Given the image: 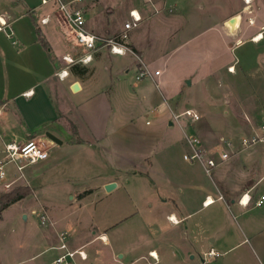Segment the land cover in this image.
<instances>
[{
	"label": "rangeland",
	"instance_id": "1",
	"mask_svg": "<svg viewBox=\"0 0 264 264\" xmlns=\"http://www.w3.org/2000/svg\"><path fill=\"white\" fill-rule=\"evenodd\" d=\"M133 7L142 12L144 20L130 33L126 54L117 57L107 47L99 48L82 79L88 83L101 79L105 75L103 61L112 70L132 64L136 68L119 76L117 88L125 85L129 91H137L138 96L140 83L150 90L163 91L165 95L169 91L170 96L174 93L173 99H188L181 102L182 106L195 105L197 112L194 111L200 120L193 121L186 115L176 119L174 114H181L179 110L171 113L164 105L148 101L143 103V112L140 107L134 108L135 113H141L134 128L128 129L136 131L120 151L118 174L110 168L99 167L93 157L94 151L81 146L65 145L61 149L54 146L45 161L38 164L23 161L25 166L18 173L24 175L33 191L29 193L31 188L27 190L25 183L6 186L10 192L17 190L16 193L24 197L0 214V264H50L56 256L51 247L56 245L57 234L61 231L70 233L72 247H85L89 255L86 264H234L235 253L238 255L249 246L242 243L235 252L224 253L226 245L246 239L241 231L242 217L229 196L238 195L243 186L241 140L250 130L229 129L231 121L223 115L226 107L214 101L213 91L220 98L242 105L244 95L255 102L256 109L261 108L264 86L260 84H264V72L256 70L253 58L247 56L246 49L251 47L226 53L215 43L219 48H216L217 56H213L206 54L210 49L202 47L210 42L208 34L187 45L178 43L222 18L239 16L241 19L240 13L245 20L248 16H264V0H252L249 7L244 0H84L88 15L86 29L104 40L115 38L122 32ZM43 9L52 14L51 5ZM50 27L49 34L47 30L45 33L49 35L55 54L62 57L70 48L55 20ZM175 45L179 50L166 65L164 58L159 57L171 52ZM195 45L199 52L205 50L202 55L192 53ZM214 57L222 70L218 78L207 79L203 88L195 84L189 86L185 78L191 76L197 66L195 60ZM225 59L238 60L237 74L231 75L227 72L230 69L221 67L219 62ZM145 70L148 75L143 81H136V75ZM156 70L162 72L161 77L155 75ZM151 74L156 83L161 80L158 87L152 82ZM182 81L186 86L175 93ZM228 82L235 88L228 89ZM55 97L58 99V95ZM61 103L63 106L70 104V107L74 104L64 97ZM67 115L66 118L62 114L60 118L68 129ZM13 117L11 111L6 112L1 123L10 122L9 129L21 130ZM169 121H173L174 126H168ZM1 126L0 133L3 132ZM192 136L200 140L207 155L216 154L219 159V153L225 149L229 159L210 174L199 161L185 160L184 154L189 152L187 144L190 146L188 140ZM6 137L14 140L11 134ZM260 146L257 144V148ZM145 153L148 162L143 160ZM216 174L222 177L216 183L217 188L227 195L228 203L218 199L214 205L203 207L202 201L208 193L218 197ZM115 176L118 187L108 192L105 181ZM1 181L0 178V190H4ZM179 201L185 206L178 208ZM171 212L178 217L177 223L170 220ZM103 236L107 240H102ZM211 249L218 255L208 256ZM152 250L157 254L156 259L150 254ZM253 254L256 257V253Z\"/></svg>",
	"mask_w": 264,
	"mask_h": 264
},
{
	"label": "crops",
	"instance_id": "2",
	"mask_svg": "<svg viewBox=\"0 0 264 264\" xmlns=\"http://www.w3.org/2000/svg\"><path fill=\"white\" fill-rule=\"evenodd\" d=\"M47 5L52 6V14L45 13L43 6ZM134 8L136 7L130 10ZM55 12L56 9L51 3L43 5L41 0H0V17L9 22V29L12 34L9 37L0 32V124L3 131L0 133V159L3 156L2 152L6 143L24 144L30 139H36L43 142L49 152V156L41 161L49 159L50 151L54 146L60 149L65 145L81 146L94 151L93 157L99 167L105 170L110 168L112 172L116 171L118 174L121 166L120 151L125 149L126 142L136 131L128 129L134 128L138 114L141 111L143 112L144 102L162 104L171 113H176L178 110L182 113L186 109L196 111L195 105L182 106L181 102L188 99H173L174 93L170 96L171 92L169 93L166 90L165 95L163 91L150 90L149 86L144 83L139 84L141 90L139 96L137 91H129L125 85H120L117 88L116 86L120 83L119 76L136 68L132 64L112 70L103 61L101 66L105 75L101 79L91 80L89 83L84 81L83 77L73 75L71 69L67 78L61 79L58 73L65 68L66 63L63 61V57L70 53L71 47L67 44L63 34L70 50L59 57L55 54L49 41L50 25L54 20L58 23ZM240 14L241 19L235 29L228 25L231 18H222L206 27L201 33L198 31L193 35H189L187 39L178 44L187 45L193 43L194 39L208 34L210 42L207 46L201 45L207 50H211L206 53L208 55L217 56L216 48L219 47L215 43H218L221 50L226 51V53L251 47L248 50L246 49L247 56L250 55L253 58L256 70L264 72V29H262L264 28V16L262 14L248 16L246 17L248 19L245 20L243 13ZM46 16H50L51 20L47 24H42L41 19ZM86 16L88 19L87 12ZM250 18L254 20V25L249 23ZM46 30L48 34L45 33ZM258 35L262 36L260 40L255 41L252 39ZM177 45L173 47L174 49H171V52L169 51L170 53L168 52L159 57L164 58L165 64L179 50ZM191 51L202 55L205 50L202 49V52H199L195 45L192 46ZM114 56L121 57L119 55ZM202 59L195 60L197 66L193 69L190 78L188 77L190 81L185 78L189 86L195 84L203 88L207 79L218 78L222 73V70L215 63L217 61L215 57L213 59ZM228 60L220 61L221 67L233 68L234 70H228L227 72L231 75L237 74L236 68L238 71V65L236 63L238 60L236 59L233 62ZM241 70L245 73L242 66ZM157 71L159 74H156ZM154 73L157 77L162 76V72L159 70ZM151 77L152 82L158 87L161 80L158 81V84L152 74ZM74 84L79 86L77 91L73 90ZM260 85L261 87L264 86V84ZM165 86H167L166 83ZM185 86V81H182L179 85L180 89L178 88L175 93L181 92L180 90ZM229 88L234 89L235 85L231 82V84H228ZM213 92H215L213 94L214 101L226 107L223 115L231 121L229 129L250 130V134L258 129L259 123L263 119L261 110L264 105L256 109L255 102L247 100L244 95L243 105L238 101L232 103L230 99L220 98L216 91ZM56 95H58V99L55 97ZM62 97L64 99L68 98V102L72 100L74 102L73 106L70 107V104L61 105ZM138 99L140 102H138ZM136 103H140L139 106ZM62 107L66 108V112L62 110ZM137 107H140L141 111L139 113H135L134 108ZM212 107L215 108L214 105ZM9 111L13 113V118L21 126V130L9 129L8 123L10 122L3 121L1 123V118ZM62 114L63 117L68 116L70 124L68 129L61 123L60 116ZM148 123L146 121V124ZM177 124L182 128L181 122L178 121ZM121 126L124 127L123 130L119 129ZM168 126H174V122L169 121ZM8 134H11L14 140L8 139L6 137ZM261 146L259 148H257V145L248 148L243 147V186L240 187L241 192L238 195L229 196L231 204L238 207V212L242 217L241 231L244 232L246 239L237 244L226 245L224 253L235 252L242 243L249 244V246L243 248V251H239L238 255L235 253L234 264H264V202L260 205L257 204L259 198L264 194V147ZM187 150L189 151L187 153L191 152L188 144ZM148 158L145 153L143 160L148 162ZM149 163L151 164L150 161ZM122 166L124 165L122 164ZM5 171L6 176L2 181H7L6 183L1 181L5 189L0 190V195L9 192L6 186L14 183H25V186L30 187L33 191V187L26 181L24 175L18 173L15 165L9 164L6 166ZM216 175L218 176L217 179L220 178L219 174ZM217 179L215 180V192L218 197L215 198L213 193H208L202 201L203 207L214 205L218 199L225 200L227 198V195L218 190L216 185L222 177L220 180ZM112 182L116 184L115 188H117L118 177L115 176L105 181V185ZM242 199L243 201L248 199L246 206L241 203ZM209 200H212L211 204L205 202ZM225 202L228 203L226 200ZM176 206L179 208V206H185V204L179 201ZM170 214L177 221L176 214L173 212ZM182 219L183 217L179 220ZM248 237L252 238L253 241H248ZM151 252L155 251L152 250ZM254 252L256 257L253 254Z\"/></svg>",
	"mask_w": 264,
	"mask_h": 264
},
{
	"label": "built area",
	"instance_id": "3",
	"mask_svg": "<svg viewBox=\"0 0 264 264\" xmlns=\"http://www.w3.org/2000/svg\"><path fill=\"white\" fill-rule=\"evenodd\" d=\"M244 1L247 5L252 2V0ZM41 3L43 5L51 3L55 7V18L61 27L67 44L71 47L70 53L63 57L66 66L58 73L61 79H64L69 75L71 67L75 65L88 66L92 63L94 60V54L101 47H107L109 52L113 55H125L130 33L138 28L143 21V15L141 12L134 8L130 10L129 19L124 23L122 32L115 38L104 40L86 29L87 16L84 8V0H41ZM50 20V16H46L41 19V23L47 24ZM249 23L254 25L255 22L250 18ZM0 32L5 33L9 37L12 36L9 29V22L2 17H0ZM255 38L256 37L252 39L255 40ZM156 74H159V72L157 71ZM146 75H148L146 70L141 71L136 75V81L142 80ZM181 115H186L193 121L200 120V116L192 109H186L181 114H175L174 117L178 119ZM261 115L263 119L259 123L258 129L242 138L241 145L244 148L257 144L264 145V108L261 110ZM188 142L191 146V153L185 154L184 158L189 162L199 161L208 174L216 169L221 163H224L229 159V152L225 149L219 153V159L216 158L218 156L216 154L207 155L197 137H190ZM230 145L231 144L228 143V146ZM2 153L3 156L0 159L1 179L5 178V168L9 164L15 165L17 171L21 172L25 166V164H22L23 161H26V164H33L44 160L49 156L46 145L36 139H30L24 144H17L16 142L6 143ZM263 202L264 194L259 198L257 204L260 205ZM241 203L244 204L243 199L241 200ZM247 204L248 201L244 205L246 206ZM44 218H47L45 214ZM42 223H44V221ZM51 249L56 251V256L50 264H86L89 260V255L85 247H72L70 244V233L68 231H61L57 234V243L52 246ZM216 255H218V253L213 249L208 252V256L212 257Z\"/></svg>",
	"mask_w": 264,
	"mask_h": 264
},
{
	"label": "trees",
	"instance_id": "4",
	"mask_svg": "<svg viewBox=\"0 0 264 264\" xmlns=\"http://www.w3.org/2000/svg\"><path fill=\"white\" fill-rule=\"evenodd\" d=\"M87 71L88 66L75 65L71 67V73L77 77H83ZM25 188L28 190L30 187L26 186ZM16 192L17 190H13L0 195V214L14 203L23 199L24 196ZM28 192H32V189H29Z\"/></svg>",
	"mask_w": 264,
	"mask_h": 264
},
{
	"label": "bare ground",
	"instance_id": "5",
	"mask_svg": "<svg viewBox=\"0 0 264 264\" xmlns=\"http://www.w3.org/2000/svg\"><path fill=\"white\" fill-rule=\"evenodd\" d=\"M239 21H240V18L239 16H235V17H232L229 21H228V25L232 28V29H235L238 24H239ZM264 36V35H263ZM262 38L261 35H258L256 38H255V41H258ZM231 71L234 70L233 68L230 69ZM211 199V198H210ZM248 201V199L246 201H243L244 204H246ZM207 204H211L212 200H209V201H205ZM170 220L174 221V223H177L175 222L176 219L174 217H170ZM105 238V239H104ZM103 240H106V237H102ZM151 256L154 257V258H157L156 256V252H151Z\"/></svg>",
	"mask_w": 264,
	"mask_h": 264
},
{
	"label": "water",
	"instance_id": "6",
	"mask_svg": "<svg viewBox=\"0 0 264 264\" xmlns=\"http://www.w3.org/2000/svg\"><path fill=\"white\" fill-rule=\"evenodd\" d=\"M78 84H74V86H73V90L74 91H77L78 90ZM116 187V184L115 183H111V184H108V185H106V190L108 191V192H110V191H112L114 188ZM24 219H26V215H24Z\"/></svg>",
	"mask_w": 264,
	"mask_h": 264
},
{
	"label": "snow or ice",
	"instance_id": "7",
	"mask_svg": "<svg viewBox=\"0 0 264 264\" xmlns=\"http://www.w3.org/2000/svg\"><path fill=\"white\" fill-rule=\"evenodd\" d=\"M134 15H135V13H134Z\"/></svg>",
	"mask_w": 264,
	"mask_h": 264
}]
</instances>
